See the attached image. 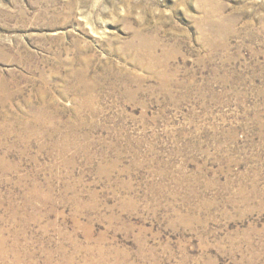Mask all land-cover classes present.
Here are the masks:
<instances>
[{
  "label": "rangeland",
  "instance_id": "obj_1",
  "mask_svg": "<svg viewBox=\"0 0 264 264\" xmlns=\"http://www.w3.org/2000/svg\"><path fill=\"white\" fill-rule=\"evenodd\" d=\"M0 264H264V0H0Z\"/></svg>",
  "mask_w": 264,
  "mask_h": 264
}]
</instances>
